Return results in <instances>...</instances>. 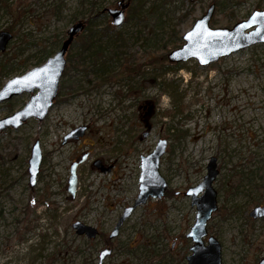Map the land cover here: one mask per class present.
I'll return each mask as SVG.
<instances>
[{"label": "rangeland", "instance_id": "1", "mask_svg": "<svg viewBox=\"0 0 264 264\" xmlns=\"http://www.w3.org/2000/svg\"><path fill=\"white\" fill-rule=\"evenodd\" d=\"M119 1L0 0V31L13 34L0 52V64H5L0 67V89L46 63L75 22L86 20L96 7H118ZM128 2L122 27L114 26L106 11L97 20L98 30L110 27L98 38L117 33L129 40L128 53L118 57L114 68L100 74L106 53L92 58L80 37L66 57L81 62H67L46 118H31L0 133V264H99L106 247L112 253L103 264H186L193 244L187 234L197 214L186 191L203 180L211 158H216L219 171L213 183L218 210L208 223L205 243L211 235L218 238L223 264H259L264 258V219L249 213L264 204V43L206 66L196 59L170 62L168 53L183 45V35L211 3L217 6L211 26L231 28L264 9V0ZM152 30L155 41L150 40ZM172 32L182 40L177 47L170 45ZM143 38L153 48L145 49ZM103 41L102 48L109 38ZM134 55L144 63L161 60L147 66L150 77H156L144 86L124 74L127 59ZM31 95L26 92L0 104V119L22 109ZM146 100L154 102V114L150 134L144 137L147 110L139 107ZM79 126H86L84 135L65 141ZM160 139L168 140L160 162V173L169 183L165 195L138 206L117 237L109 238L139 194L141 156L151 153ZM36 140L42 163L31 186L28 168ZM84 154L88 160L79 166L78 191L72 197L67 188L70 165ZM96 159L110 170L93 166ZM77 220L99 235L90 239L77 234L72 227Z\"/></svg>", "mask_w": 264, "mask_h": 264}, {"label": "water", "instance_id": "2", "mask_svg": "<svg viewBox=\"0 0 264 264\" xmlns=\"http://www.w3.org/2000/svg\"><path fill=\"white\" fill-rule=\"evenodd\" d=\"M129 0H120L118 7L106 8L113 25L122 27L126 21V9ZM196 1V0H191ZM216 3L209 5L205 13L198 18L192 28L183 35L184 43L181 47L168 53L170 62H186L196 59L201 66H206L218 61L220 58L246 49L258 43H264V9L255 10L249 18L236 22L229 27H212L211 20L216 11ZM85 20H78L68 30L67 37L63 40L57 52L48 58L46 63L37 66L22 76H16L0 89V104L11 100L23 93H31L30 100L24 107L13 114L0 119V133L6 129H18L29 119L43 120L54 106L59 94L60 80L64 74L67 58L66 55L74 40L85 30ZM191 33V36L189 34ZM213 33V35H208ZM13 34L9 31H0V52L6 50ZM35 90L37 93L34 94ZM146 109L144 122L148 130L143 133L146 137L150 134V119L154 114V102L146 100L139 109ZM86 126H79L71 130L65 141L71 138L78 139L84 135ZM168 147L167 139H160L155 149L148 155L141 156L140 191L134 204L125 208L109 238L117 237L124 222L134 210L141 204H145L150 198H162L168 188V181L160 173V162ZM88 154H84L70 165L68 178V191L72 197H76L79 184L78 168L86 161ZM42 163V151L39 140L33 144L29 159V181L31 186L36 185L37 176ZM93 166L102 172L110 170L105 167L101 159H96ZM219 171L216 158H211L207 166V174L196 186L190 187L186 195L191 197L192 206H196L197 214L195 223L187 234L193 241L190 246L191 253L186 257V264H223L222 244L215 236H209L207 244L204 238L208 235V223L213 214L218 210V193L213 186ZM253 219H264V205H258L250 213ZM72 227L79 235H86L93 239L99 235V231L77 220ZM112 253L111 248H104L99 255V264ZM264 264V258L260 260Z\"/></svg>", "mask_w": 264, "mask_h": 264}, {"label": "trees", "instance_id": "3", "mask_svg": "<svg viewBox=\"0 0 264 264\" xmlns=\"http://www.w3.org/2000/svg\"><path fill=\"white\" fill-rule=\"evenodd\" d=\"M95 5L96 7V4H93ZM141 12L140 8L139 7H135L134 8V16L135 17H138L139 14ZM107 16V13L104 11V9H101L100 7L99 8H95L90 16L85 20L86 22V27H85V30L76 38V40L74 41L73 44L76 43V41L82 37V43H81V47L83 48L84 51H88L92 56V58H95L98 54L100 53H106V60H105V63L102 64L101 68L98 69V71L100 72V74L102 75H106L108 74L109 71H111L114 67L112 66L114 64V62H117L119 59L118 57L121 55H125L127 54V46H128V43L129 40H125V36L122 35V34H114V35H103L101 34L102 36L100 38L99 37V34L101 32H104L105 30H110V27L107 26V28H104V29H101V30H98V24H97V20H99L101 17H106ZM143 17H144V14H143ZM231 16L227 15L226 16V19L229 18L230 19ZM232 19V18H231ZM227 24L230 25L231 24V20H228L227 21ZM86 34H85V33ZM155 32L152 30V32L149 34L150 36V40H153L155 41V35H153ZM173 35V36H171ZM107 36L109 38V41L106 42L105 44V47L102 48V44L99 45L100 42H104V37ZM176 37V39H175ZM145 39V49L147 48H153V46H151V43L149 42V38H148V41H147V38H143ZM170 39H172V43L170 44L172 47H177L179 46V44L182 42L181 38L175 34L174 32H172L170 34ZM175 41V42H174ZM72 44V45H73ZM72 47V46H71ZM165 50L167 48V46L164 47ZM77 55H78V52H77ZM164 57H165V54H164ZM69 64L73 65L74 66V63H77L79 64L81 61L79 59H76V58H72V56L69 58ZM161 61L160 59L156 60V61H151V62H148V63H144V62H139V60H137L135 58V55L131 58L129 57L127 59V63L128 65L124 67L123 64H120V67H124V74L127 75V78L130 79V80H133L135 79V82L138 84V80L139 81H142L139 85L141 86H144L143 84L146 83V82H149L150 81V78H154V77H150L149 74H152V71H147L146 68L147 66H154L156 65L157 63L156 62H159ZM111 64V65H110ZM5 64H0V67L3 68ZM98 72V73H99ZM153 82V80H152Z\"/></svg>", "mask_w": 264, "mask_h": 264}, {"label": "flooded vegetation", "instance_id": "4", "mask_svg": "<svg viewBox=\"0 0 264 264\" xmlns=\"http://www.w3.org/2000/svg\"><path fill=\"white\" fill-rule=\"evenodd\" d=\"M126 10H127V9H126ZM142 110H145V109L142 108ZM77 159H78V158H76L75 160H77ZM87 160H88V158L86 159V161H87ZM86 161H85V162H86ZM73 162H74V161H73ZM85 162H83V163H85ZM83 163H81V164H83ZM81 164H80V165H81ZM80 165H79V166H80ZM78 169H79V168H78ZM260 205H262V204H260ZM263 205H264V204H263ZM211 236H212V235H211ZM208 238H209V237H208ZM259 264H260V261H259Z\"/></svg>", "mask_w": 264, "mask_h": 264}, {"label": "snow or ice", "instance_id": "5", "mask_svg": "<svg viewBox=\"0 0 264 264\" xmlns=\"http://www.w3.org/2000/svg\"><path fill=\"white\" fill-rule=\"evenodd\" d=\"M208 35H213V33H208ZM189 36H191V33L189 34Z\"/></svg>", "mask_w": 264, "mask_h": 264}]
</instances>
